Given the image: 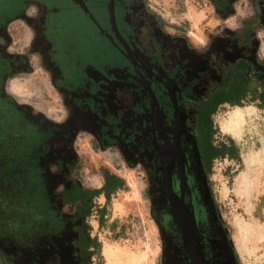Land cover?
Masks as SVG:
<instances>
[{
    "label": "flooded vegetation",
    "instance_id": "obj_1",
    "mask_svg": "<svg viewBox=\"0 0 264 264\" xmlns=\"http://www.w3.org/2000/svg\"><path fill=\"white\" fill-rule=\"evenodd\" d=\"M149 1L0 0V179H36L58 211L48 164L59 158L55 142L72 140L83 116L103 145L122 143L143 158L156 185L153 213L167 264H242L209 200L201 146L216 144L202 120L222 106L262 98L264 0H201L223 24L240 20L233 31L222 33L218 23L201 38L168 30ZM238 6L253 10L241 18ZM32 48L43 49L53 85L75 104L66 124L35 116L8 91L29 69ZM74 230L72 220L37 250L6 244L7 262L74 263Z\"/></svg>",
    "mask_w": 264,
    "mask_h": 264
},
{
    "label": "rangeland",
    "instance_id": "obj_2",
    "mask_svg": "<svg viewBox=\"0 0 264 264\" xmlns=\"http://www.w3.org/2000/svg\"><path fill=\"white\" fill-rule=\"evenodd\" d=\"M149 3L154 7L152 12L161 13L168 30L187 33L190 38H194L193 33L199 35V30L201 38L218 23L222 33L233 31L240 23L236 21L237 15L223 24L225 18L218 10L201 0H151ZM252 10L238 6L236 14L240 13L239 17L243 18ZM260 37V52L264 57L263 31ZM32 52L29 69L9 83L8 91L21 107H27L35 116L66 124L75 104L53 85L54 74L43 49L32 48ZM237 112L243 114L238 126L233 121ZM80 117L81 122H75L78 130L73 139L57 140L54 150L59 158L48 164L55 207L65 210L61 194L70 187L67 176L77 161H80L84 184L100 186L103 170H108L122 177L127 188L113 195L104 226L99 223V209L106 203L104 197L94 199L88 212L73 218L75 239L98 238L102 251L96 253L90 249L85 257L78 253L74 263L69 264H167L162 229L153 213L156 185L143 158L136 150L129 154L122 143L103 145L98 128L85 124L83 116ZM213 122L214 143L233 141L238 156L215 160L211 176L207 177L215 217L227 226L229 239L242 264H264V94L260 100L250 96L242 106H222ZM225 129H233L234 134H227ZM0 264L6 262L0 259Z\"/></svg>",
    "mask_w": 264,
    "mask_h": 264
},
{
    "label": "trees",
    "instance_id": "obj_3",
    "mask_svg": "<svg viewBox=\"0 0 264 264\" xmlns=\"http://www.w3.org/2000/svg\"><path fill=\"white\" fill-rule=\"evenodd\" d=\"M247 90L246 88L244 91ZM217 104H214V106L217 107ZM233 104L243 105L241 102ZM211 114L212 111L206 115L209 117ZM202 123L214 135L213 119L204 118ZM232 142L231 144L214 145L207 141L202 144L203 156L209 161V166L206 167L208 176H211L215 159L222 157L238 158ZM7 174L8 171L5 175ZM103 178L104 183L101 188H88L80 175V161H77L67 176L70 187L61 194V202L65 206L64 211H51L49 196L46 194L44 184L36 179L21 182H8L0 179V188L4 190L0 189V259L5 261L6 264H10L7 262L6 253L3 251V246L6 244L16 245L19 249L24 250L46 248V246H49V242L52 241V233L59 234L62 228L70 223L74 217L82 215L86 211L88 212L91 202L100 196H104L106 200L105 205L99 209V223L104 226L108 205L111 203L113 195L119 190H125L127 185L122 177L108 170H103ZM19 189L26 190L27 193L21 192ZM34 190L37 193L32 192ZM56 202H58V199H56ZM75 244L80 249V254L83 257L90 249L96 253L102 251V244L98 238H81Z\"/></svg>",
    "mask_w": 264,
    "mask_h": 264
},
{
    "label": "bare ground",
    "instance_id": "obj_4",
    "mask_svg": "<svg viewBox=\"0 0 264 264\" xmlns=\"http://www.w3.org/2000/svg\"><path fill=\"white\" fill-rule=\"evenodd\" d=\"M193 37H195V38H197L198 37V33H193ZM242 113H240V112H237L236 114H234L233 115V121L235 122V125H237L238 124V122L240 121V119H241V116L243 115H241ZM243 118V117H242ZM242 121V120H241ZM242 124V123H241ZM238 126V125H237ZM225 132L227 133V134H231V135H233L234 134V132H233V129H225Z\"/></svg>",
    "mask_w": 264,
    "mask_h": 264
},
{
    "label": "crops",
    "instance_id": "obj_5",
    "mask_svg": "<svg viewBox=\"0 0 264 264\" xmlns=\"http://www.w3.org/2000/svg\"><path fill=\"white\" fill-rule=\"evenodd\" d=\"M199 36H201V32H200V30H199V35H198V37H199ZM198 37H197V38H198ZM116 175H117V174H116ZM103 183H104V178H103ZM103 183H101L100 186H93V185H86V184H85V185H86L88 188H91V189H98V188H101V187L103 186ZM119 191H121V190H119ZM100 197H104V196H100ZM104 198H105V197H104Z\"/></svg>",
    "mask_w": 264,
    "mask_h": 264
},
{
    "label": "water",
    "instance_id": "obj_6",
    "mask_svg": "<svg viewBox=\"0 0 264 264\" xmlns=\"http://www.w3.org/2000/svg\"><path fill=\"white\" fill-rule=\"evenodd\" d=\"M190 239V238H189Z\"/></svg>",
    "mask_w": 264,
    "mask_h": 264
}]
</instances>
